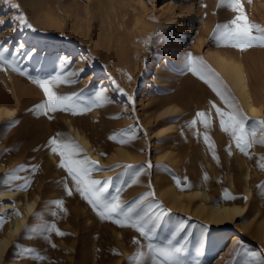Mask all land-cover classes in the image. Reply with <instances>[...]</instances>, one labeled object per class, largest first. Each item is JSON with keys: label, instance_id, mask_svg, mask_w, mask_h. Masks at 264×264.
Listing matches in <instances>:
<instances>
[{"label": "rangeland", "instance_id": "rangeland-1", "mask_svg": "<svg viewBox=\"0 0 264 264\" xmlns=\"http://www.w3.org/2000/svg\"><path fill=\"white\" fill-rule=\"evenodd\" d=\"M11 2L19 4V9H12L8 0H0V20L4 21L0 24V45L8 47L10 51H16L20 45H24V48L20 55H9L8 58L32 76L47 77L59 70L58 57L66 56L71 61L66 71L78 73L72 77L77 82L54 86L53 90L58 94L75 92L83 97H91L104 88L111 103L82 115L56 112L50 114L51 120L36 117L29 110L43 99L42 91L27 77L0 69V85L10 99L7 106L15 110L13 115L0 120V192L18 189V185L23 183V179L13 181L11 185L4 183L20 165L39 166L35 175L30 171L15 173L32 181L30 187L23 190L24 194L19 192L15 195L35 199V204L20 231L11 238L6 250L8 255L0 264H130L128 258L137 251V246L131 242L137 233L110 221H100L78 195L68 197L65 194L63 178L66 174L57 167V158L43 147L50 137L58 133L79 144L84 155L99 162L100 170L93 173V178L103 182L112 177L111 190L120 186L122 201L131 202L143 193L154 190L155 199L168 210L162 220L163 226L158 230L161 236H167L179 224L186 223L193 231V237L186 247L188 253L193 254L196 237L207 229L206 242L201 246V264H241L242 258L236 257L237 249L264 254V239L242 228L245 223H254L250 221L253 217L260 218L264 213V192L257 187L264 183V176L252 183H259L253 185L257 190L253 204L243 199L246 196L249 200V196L244 191L242 179L237 191L232 190L228 179L230 174L235 178L242 177L237 159L243 161V166L247 164L255 177L262 175L264 170L257 164L264 162L260 159L264 156V146L254 144L248 150L251 158L241 154L230 141L225 147H219L218 121L210 102L221 108H224V104L207 85L184 70L185 56L191 52L209 65L230 92L224 75L210 63V53L230 50V53L233 51L241 58L247 51L261 49L257 47L241 52L229 46L217 45L210 38L214 27L218 23L229 22L235 13L226 5L218 7L220 0ZM242 3L249 21L264 27V0H242ZM18 12H23L37 31L19 28L13 19ZM180 16L182 20L179 22ZM187 27L191 28V33L186 31ZM201 33L203 37L200 43L197 38ZM146 41H149L147 47ZM31 52H35L31 58L24 55ZM104 76L110 82H102ZM10 77L19 81L15 89L8 85ZM117 85L124 90L123 93L117 91ZM169 95L177 97L174 102L176 108L158 114L162 108L157 109L156 102ZM128 96L134 98V103L127 100ZM197 111L211 113L212 123L208 129L199 124L191 130L186 127ZM256 120H260L258 115L249 118L247 126L250 127ZM69 121L83 129L91 141V151L75 136L68 125ZM126 130L134 132L136 137L129 143L121 145L108 139L110 135ZM197 131L207 132L210 136L217 148L218 161L212 158L207 160L201 155L193 158L185 150L192 145L197 155L202 145L207 148L202 135L197 137L195 134ZM220 134L228 137L222 131ZM8 136L10 138L7 139ZM179 143L185 151L179 166L173 160L158 158L164 152L163 145L178 146ZM230 145L232 154H228L227 158L225 152L228 153ZM117 146L127 148L137 158L109 160ZM149 162L152 165L150 169ZM125 165H133L137 169L144 167L135 185L128 186L131 176L125 173ZM205 174L207 180L204 179ZM156 176L169 179L173 184V177H177L184 189L204 187L214 199L224 200L222 194L227 190L237 197L229 201L240 202L244 209L225 227L211 226L189 211L172 208L166 203L159 195ZM184 177H187V186H184ZM149 182L152 189L148 188ZM61 199L66 209L64 212L54 203ZM52 212L57 215L54 217ZM0 217L5 221L0 226L1 236L10 218L3 211H0ZM52 223L66 235L59 237L55 233L41 235L29 231ZM233 234L238 236L234 241ZM25 247L32 249V254L20 257L18 251ZM37 256L44 259H36Z\"/></svg>", "mask_w": 264, "mask_h": 264}, {"label": "snow or ice", "instance_id": "snow-or-ice-1", "mask_svg": "<svg viewBox=\"0 0 264 264\" xmlns=\"http://www.w3.org/2000/svg\"><path fill=\"white\" fill-rule=\"evenodd\" d=\"M8 2L12 9H19V4L12 3L11 0H8ZM223 5H226L235 15L229 22L218 23L214 27L210 38L217 45L229 46L241 52L257 47L264 49V27L249 21L242 0H220L218 7ZM13 19L17 22L19 28L33 32L37 31L23 12H18ZM3 23L4 21L0 20V24ZM148 45L149 41H146L145 46ZM23 48L24 45H20L16 51H10L8 47L0 45V69L10 70L27 77L33 85H36L42 91L43 99L29 110L34 116L46 117L51 120L52 115L50 114L56 112L70 113L73 116L82 115L90 112L93 108L103 107L105 104L111 103V100L105 94L106 90L104 88L97 90L91 97H83L82 94L75 92L58 94L53 90L54 86L71 85L77 82L72 77L77 76L78 73L66 71L71 63L68 57H58L60 61L59 70L56 71L55 75L47 77L32 76L21 69L14 60L8 58L9 55L13 57L20 55ZM24 55L31 58L35 55V52L25 53ZM184 70L201 80L223 102L224 108L210 102L211 108L214 109L215 116L218 119L219 128L230 137L231 142L241 154L251 158L248 150L254 144L264 146V119L253 121L250 127L247 126L249 118L239 109L224 82L200 57L188 52L184 59ZM116 88L120 93L124 92L118 85ZM127 100L134 103L132 96H128ZM211 123L212 116L210 112L197 111L195 118L187 122L186 127L191 130L199 124L204 129H208ZM195 134L197 137L202 135L203 143L211 152L212 159L218 161L214 144L207 132L197 131ZM135 138V133L127 130L108 137L110 141L118 142L121 145L129 143ZM43 147L54 158H57V167L66 174L63 178V189L68 197L78 195L91 207L100 221H110L121 228L127 227L137 233V236H134L131 241L132 244L137 246V251L128 258L130 264H201V246L206 242L207 229H203L196 237L194 253L189 254L186 246L193 237V231L189 229L186 223L179 224L167 236L159 234L158 230L163 226L162 220L167 215L168 210L155 199L154 190L143 193L131 202H124L121 199L122 188L120 186L117 185L114 191L111 190L112 177H108L103 182L93 178V173L100 170L99 162L84 155V150L79 144L70 138L62 137L58 133L50 137ZM227 150L228 154L231 155V145ZM260 159L264 161V156ZM257 166L264 170V162H258ZM151 167L152 165L149 162L148 168ZM38 168V165H20L14 170L13 174L8 175L4 183L11 185L13 181L23 179V183L18 185L17 190L26 191L31 185V179L22 178L15 173L30 171L32 175H35ZM123 168L125 173L131 176L128 186L135 185L137 178L144 172L143 166L137 169L133 165H125ZM204 179L207 180L206 174ZM173 180L178 189L184 190L179 178L173 177ZM183 183L184 186H187V177H184ZM257 187L261 192H264V183ZM148 188L152 189L151 182H149ZM222 195L225 201L237 198L227 190ZM243 199L247 201L246 196ZM54 203L61 212L66 211L62 199L56 200ZM52 215L55 217L57 213L52 212ZM4 222L3 218L0 217V226ZM29 231L32 233L39 232L41 235L55 233L59 237L66 235L55 223L42 225L39 229L31 228ZM52 246L55 247V245ZM32 251V249L25 247L18 251V255L26 257L32 254ZM236 257L242 258L241 264H264V254L258 255L256 252L237 249ZM36 259L43 260L44 257L37 256Z\"/></svg>", "mask_w": 264, "mask_h": 264}, {"label": "bare ground", "instance_id": "bare-ground-1", "mask_svg": "<svg viewBox=\"0 0 264 264\" xmlns=\"http://www.w3.org/2000/svg\"><path fill=\"white\" fill-rule=\"evenodd\" d=\"M49 4L50 3L48 2L47 5L49 6ZM32 9L33 8H31V10ZM182 16H180L178 19L179 22L182 20ZM189 29L191 28L187 27L186 31L191 33ZM202 35L203 34L201 33L197 38L199 39L200 43V39L203 37ZM232 52L230 53V50L229 52L214 51L210 53V63L215 66L221 74L224 75L230 88V94L234 98L237 106L243 112V114H246L249 118L258 115L260 120H262L264 119V50L260 49L259 51L258 49L257 51H247L245 56L242 54L241 58ZM125 55L127 56L126 53ZM117 59L118 58L116 56L115 61H117ZM10 78L11 81L8 83V85L9 87L15 89V85L19 83V81L15 77ZM102 82L110 81L106 76H104ZM202 93H204V91ZM195 98L197 100L199 99L198 96ZM176 99L177 97L169 95L168 97L162 98L156 102V108H162L158 114H164L175 109L176 106L174 102ZM9 100V96L2 90V86L0 85V120L8 118L15 112L13 108L7 106ZM68 125L72 129L75 136L91 151V141L84 133L83 129L73 124L71 121L68 122ZM216 129L218 133V146L225 147V144H227L228 141L231 142L230 137H225V135L220 134L221 130L219 128V122L216 126ZM8 138L10 137L8 136L7 139ZM179 145L180 143L178 146L174 144L163 145L164 152L160 154L158 158L173 160L175 165L179 166L180 160L184 157L185 153V151L182 149V145ZM232 146L234 147L233 143ZM190 147L192 148L190 149ZM190 147L187 149L184 148L187 150V152H190L188 153L190 154V157L195 158L196 156L201 155L207 160L212 158L211 152L208 150V148H204L203 145L201 147V152L197 155H195L196 151L193 149L194 146L191 145ZM214 151L217 153L216 146H214ZM112 152L113 153L109 157V160L116 158H137L130 150L123 146H117ZM188 154L187 156H189ZM93 155L95 156L96 153H93ZM225 157L228 158L227 152H225ZM237 161L241 168L242 177L240 178V176H237V178H235L234 175L230 174L228 176L229 183L232 186V190L234 188L237 191L240 187V180L242 179L244 191L249 196V200L247 199V201H249L250 204H253L257 190L256 187L254 188L253 186L256 183H252L256 182L255 179L259 177L261 179V177L264 176V173H260L262 175L255 177L247 164L243 166V161L241 159H237ZM156 182L159 188V195L172 208H176L181 211H189L191 214L201 218L211 226L225 227L233 219L238 217L240 215L239 213H241L244 209V206L240 202L212 198L211 193L204 187H193L191 189L180 190L175 184L171 183L169 179H159L157 176ZM249 185L252 186L250 187ZM19 192H23L24 194L23 190L17 189H9L0 192V211L5 213L7 212V215L10 218L6 231L0 236V262L6 259L8 255V251L6 250L8 249L11 238L18 231H20L27 215L32 212L35 204V199L16 196L15 194H18ZM257 210H259V208H257ZM250 221L254 223H245L242 225V228L248 229L256 233L261 239H264V213H261L260 218L253 217ZM250 224H252L251 227ZM232 237V241L238 238L237 234H233Z\"/></svg>", "mask_w": 264, "mask_h": 264}]
</instances>
